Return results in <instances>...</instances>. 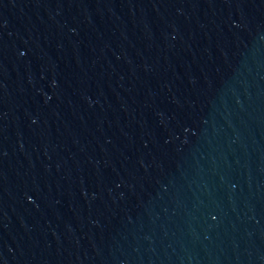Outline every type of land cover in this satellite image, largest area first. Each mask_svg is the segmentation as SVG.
<instances>
[{
    "label": "water",
    "instance_id": "water-1",
    "mask_svg": "<svg viewBox=\"0 0 264 264\" xmlns=\"http://www.w3.org/2000/svg\"><path fill=\"white\" fill-rule=\"evenodd\" d=\"M0 264H264V0H0Z\"/></svg>",
    "mask_w": 264,
    "mask_h": 264
}]
</instances>
